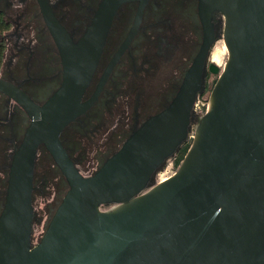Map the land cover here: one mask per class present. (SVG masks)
<instances>
[{
    "label": "water",
    "instance_id": "1",
    "mask_svg": "<svg viewBox=\"0 0 264 264\" xmlns=\"http://www.w3.org/2000/svg\"><path fill=\"white\" fill-rule=\"evenodd\" d=\"M133 1L108 0L74 44L49 1L39 0L62 49L64 86L40 106L0 77V96L23 106L31 119L0 209V264H264V0H202L206 9L225 15L220 40L228 62L173 177L154 183L188 141L201 60L171 106L93 176L84 177L62 147L61 132L86 109L81 98L112 18ZM211 46L206 43L204 53ZM42 145L63 169L70 190L35 245L33 180Z\"/></svg>",
    "mask_w": 264,
    "mask_h": 264
},
{
    "label": "flooded vegetation",
    "instance_id": "2",
    "mask_svg": "<svg viewBox=\"0 0 264 264\" xmlns=\"http://www.w3.org/2000/svg\"><path fill=\"white\" fill-rule=\"evenodd\" d=\"M48 1L72 42L78 44L108 0ZM115 13L98 66L81 98L86 109L60 136L70 161L86 178L98 172L148 121L171 106L197 61H203L197 101L215 87L219 80L212 77L222 72L212 60L225 30L222 11L206 9L202 0H135L122 4ZM0 14L10 25L0 35L7 50L0 77L24 90L40 106L49 103L64 86L66 67L45 9L39 0H1ZM209 42L212 46L204 53ZM191 113L189 130L192 123L200 121L194 108ZM30 123L23 106L0 96V209L13 156ZM37 152L33 205L37 196L48 193L53 182L58 189L55 204L49 207L47 228L70 185L52 153L44 145ZM90 160L97 161V168L86 167L89 173L84 175L81 168Z\"/></svg>",
    "mask_w": 264,
    "mask_h": 264
},
{
    "label": "rangeland",
    "instance_id": "3",
    "mask_svg": "<svg viewBox=\"0 0 264 264\" xmlns=\"http://www.w3.org/2000/svg\"><path fill=\"white\" fill-rule=\"evenodd\" d=\"M223 41L220 40L218 41L216 47H221L222 44L221 42ZM227 59H228V55H226L223 59V63L220 65L221 66V70L223 72L226 64H227ZM221 72V73H222ZM221 75V74H220ZM220 76H213L212 79H214L215 82H217L220 78ZM212 90L213 88L208 91L206 93V95L204 96H200L198 100H200V102L198 103L199 106L202 108L203 112L205 111V109L207 108V106H209L208 104H211V100H212ZM198 102V101H197ZM203 104H205V106H203ZM198 112V113H197ZM196 115H198V117H200V119L202 118V116L199 114L200 110H197ZM198 126V121L194 122L191 124L190 126V135L193 134L196 136V128ZM189 135V136H190ZM194 140V138L190 137L188 138L187 142L192 143ZM1 151V148H0ZM103 151H106L105 148L103 149ZM175 156V155H174ZM0 158H1V153H0ZM174 163V157L170 158L169 160L166 161V163L164 164L163 168L158 172V174L156 175L155 179H154V183H156V185H158L159 183H161L162 180H167L171 177H173L175 175V173L177 172L178 168L175 167V165H173ZM97 161L95 160H90L88 163H86L81 169L84 175H88L89 170H87L86 167L90 168H97ZM93 170V169H92ZM92 172V171H91ZM3 177V172L0 168V181ZM56 181L53 182V184H50V186L47 188V194L44 195H39L36 197V199L34 200V208H35V214H36V218L34 219V226H33V237L34 238V243L35 242H39L40 240V236H42L46 230V224L48 222V218H49V207L52 206L55 201L56 198V194L58 192L57 186L55 185ZM1 190V187H0ZM110 209V206L101 208L102 211L106 212L107 210Z\"/></svg>",
    "mask_w": 264,
    "mask_h": 264
},
{
    "label": "trees",
    "instance_id": "4",
    "mask_svg": "<svg viewBox=\"0 0 264 264\" xmlns=\"http://www.w3.org/2000/svg\"><path fill=\"white\" fill-rule=\"evenodd\" d=\"M10 29V25L7 24L4 16H2V14H0V35H3L5 31H8ZM6 44L5 42L2 40L0 41V73L2 71V65L4 63L5 57H6ZM210 91L209 89L206 90L205 93L201 94L202 96L206 95V93ZM190 142H186L185 144H183L180 149L177 151V153L174 156V163L173 165H175L176 168L180 167L181 162L184 160L185 156L187 155V153L190 150L191 147Z\"/></svg>",
    "mask_w": 264,
    "mask_h": 264
},
{
    "label": "bare ground",
    "instance_id": "5",
    "mask_svg": "<svg viewBox=\"0 0 264 264\" xmlns=\"http://www.w3.org/2000/svg\"><path fill=\"white\" fill-rule=\"evenodd\" d=\"M221 44V47H215L212 54V60L215 61L218 65H221L223 63L224 57L228 55L227 45L225 44L224 40L221 42ZM164 181L166 180H162L161 182Z\"/></svg>",
    "mask_w": 264,
    "mask_h": 264
},
{
    "label": "built area",
    "instance_id": "6",
    "mask_svg": "<svg viewBox=\"0 0 264 264\" xmlns=\"http://www.w3.org/2000/svg\"><path fill=\"white\" fill-rule=\"evenodd\" d=\"M200 102V100H198V102L195 104V106H194V112H197V110H200V112H199V114L202 116V117H204L206 114H207V111L209 110V107H210V104H208L209 106H207V108L205 109V111L203 112V110H202V108L199 106V103ZM203 106H205V104H203ZM198 113V112H197ZM195 137V135H193V134H191L190 135V139L191 138H194ZM35 244V243H34Z\"/></svg>",
    "mask_w": 264,
    "mask_h": 264
}]
</instances>
